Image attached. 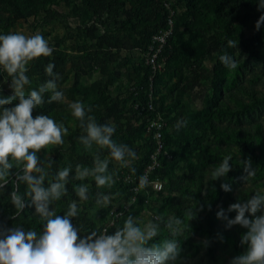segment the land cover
Returning a JSON list of instances; mask_svg holds the SVG:
<instances>
[{
    "label": "rangeland",
    "instance_id": "374dc122",
    "mask_svg": "<svg viewBox=\"0 0 264 264\" xmlns=\"http://www.w3.org/2000/svg\"><path fill=\"white\" fill-rule=\"evenodd\" d=\"M242 3L246 7H252L250 12L253 18L245 29L246 39L252 48H246L240 43L238 48H233L237 67L228 70L221 88L215 82L214 75L223 49L224 34L219 30L198 32L190 28L187 24L190 19L187 0H155L153 4L154 10L173 13L175 18L174 34L169 41V53H165L167 58L165 61L160 60L156 73L150 76V79H155L150 85L154 104L170 121L169 142L175 152L172 166L149 179L161 181L162 189L149 187L146 190L135 191V194L132 192L134 191L132 185H138L134 184L136 183L134 177L137 172L143 170L152 151V135L146 126L147 122L134 109L136 103L144 102L145 93L136 96L137 98L128 93L130 85L142 87L148 77V65L142 48L122 49L116 60L109 63L106 68L103 62L87 58L75 62L76 64L69 61L64 73L54 70L62 76L58 85L59 90L65 93V100L55 102L54 105L44 104L33 111V117L40 114L49 115L58 123H64L69 129V134L64 137V145L41 150L37 154L39 159L43 162L50 155L54 161L53 170L68 164L73 168L78 163L92 166V154L78 142L83 130L68 108L71 102L77 100L86 106H92L91 115L99 119L98 123L114 124L116 126L114 139L129 145L139 157L133 164L136 169L135 175L128 169H118L114 162L110 164V169H117L119 175L117 183L110 190L112 193H120L113 200V206L97 209L94 213L93 209L96 208L94 198L81 204L83 214L78 218H72L73 225L77 228L82 226L84 230L79 233L81 238L107 225L109 220H117L120 213H124L125 217L127 215L147 217L155 214L166 216L173 213L184 216V210L194 207L198 202L197 207L203 205V210L190 221L191 230L180 237L183 264H230L232 257L236 256L230 243L220 242L211 236L207 224L208 213L213 217L215 230L229 231L233 234L235 244L240 246L243 252L246 250L247 246H242L240 241L247 229L239 225L227 228L226 222L216 216L220 208L227 210L229 205L249 198L256 190L264 191V174L261 178L252 177L244 186L242 177L246 173L239 162L249 158L247 147L264 159V147L258 143L256 137L258 127H261L264 134V25L258 31L255 29V23L264 14V10L258 11L257 0H244ZM237 7L236 0H226L225 15L231 18ZM87 9L86 0H50L47 3L36 0L34 6L14 11L8 0H0V34L19 32L32 36L39 33L54 50L64 51L69 55L77 53L86 55L92 41L87 37L85 28L91 26L93 21L114 22V15L107 9L101 11ZM124 19L120 17L117 20ZM98 26L101 27L99 31L101 33L104 26L102 23ZM94 62L96 66L93 67ZM28 67L27 75L32 81L29 87L38 88L45 82L41 71L38 69L32 72L34 61L30 62ZM76 70L81 73L85 71L77 86L74 85ZM8 80L7 74L0 70V87L9 88ZM0 93L4 96L12 95L5 90ZM92 98L95 102L90 103ZM248 105L251 107L247 109ZM182 119L186 120L187 124L177 130L174 125ZM218 132L231 134L233 138L226 135L218 136ZM238 134L245 137L247 143L239 141ZM227 155L233 157L230 161L232 170L227 178L210 182L211 170ZM252 167L256 173L258 166L252 162ZM17 171L16 168L11 170V180H15ZM84 183L92 186V193L96 192L91 178ZM221 183H229L232 190L224 192L220 187ZM213 186L214 193L211 191ZM25 187L21 185V192ZM67 187L69 196L57 206L58 215L61 216L64 215L67 202L78 199L75 197L72 184ZM11 191L12 183H9L3 193H0V199L9 197ZM28 203L30 204V201ZM235 215V212L229 213V218H234ZM122 221L123 217H120L117 223ZM9 223L10 228L22 225L25 229L32 228L38 232L43 228L42 222L35 214L34 205L26 206L20 215H16ZM115 230V227L109 229V234H113ZM163 235L166 236L167 232L164 231ZM205 239L211 242L207 248L201 243ZM209 249L213 250L215 260L209 257ZM177 264L181 262L178 261Z\"/></svg>",
    "mask_w": 264,
    "mask_h": 264
},
{
    "label": "clouds",
    "instance_id": "9594fccd",
    "mask_svg": "<svg viewBox=\"0 0 264 264\" xmlns=\"http://www.w3.org/2000/svg\"><path fill=\"white\" fill-rule=\"evenodd\" d=\"M257 9L264 10V0H257ZM262 25L264 14L256 21L255 29L260 30ZM238 43L236 40L227 41L230 48H238ZM53 51L39 33L32 36L19 32L0 34V70L9 77L8 86L12 91L9 96L0 93V193L12 183L9 199L16 215L19 216L26 206L34 205L35 214L43 226L38 232L32 228L25 229L22 225L12 228L0 225V264H177L178 261L183 264L180 237L191 230L190 221L203 210V205L197 207L198 202L194 207L186 208L184 216L173 213L125 217L124 213H120L117 220L123 217L122 223L109 220L106 226L91 231L89 235L83 238L79 235L84 230L82 226L75 227L72 218L80 216L81 204L94 198L95 213L97 209L113 206V200L120 194L110 191L119 178L118 170L110 169V164L114 162L118 169H128L135 175L133 164L139 157L129 145L114 139V124L98 123L91 115L92 106L77 100L71 102L68 108L83 130L78 142L92 154V166L78 163L73 168L68 164L53 170L54 161L50 155L43 162L39 159L37 154L41 150L64 145V137L69 134L64 123H58L49 115L33 117V111L45 103L65 100V93L59 90L58 85L62 76L54 71V63H48L45 68L48 80L38 88L29 87L32 83L27 75L30 62L50 57ZM219 60L229 70L237 67L234 56L226 51L219 56ZM186 124L187 121L182 119L174 127L179 130ZM232 159L231 155L225 156L211 170L210 182L227 178L232 170ZM239 162L246 173L242 177L245 186L255 176V169L250 158ZM13 168L18 170L14 181L11 180ZM89 178L94 181L95 193H92L90 184L84 183ZM70 183L78 199L68 201L61 216L57 206L69 196L67 185ZM21 185L26 186L23 192ZM149 187L159 189L161 185L150 181L145 173L138 177V186L134 191ZM220 187L224 192L232 190L229 183H221ZM207 191L208 188L205 195ZM211 191L215 192L214 186ZM208 207L211 210V206ZM232 212L236 215L229 218ZM216 216L226 222L227 228L239 225L247 229L240 241L242 246H247L246 250L232 257L230 264H264V191L256 190L249 198L229 205L227 210L220 208ZM113 227L115 232L109 234V229ZM217 235L223 242V236ZM201 243L207 248L211 242L205 239Z\"/></svg>",
    "mask_w": 264,
    "mask_h": 264
},
{
    "label": "trees",
    "instance_id": "16d2710c",
    "mask_svg": "<svg viewBox=\"0 0 264 264\" xmlns=\"http://www.w3.org/2000/svg\"><path fill=\"white\" fill-rule=\"evenodd\" d=\"M36 0H8L12 10L19 11L23 7H31L35 5ZM44 3L49 2L50 0H43ZM87 7L89 9H97V11H101L107 9L111 14L114 15V22L113 23H105L98 21H93L94 23L91 26L85 28V33L87 37L90 38L92 41L89 45L90 50L87 51L86 55L77 53L75 55H69L68 53L60 50H54L50 57H41L38 60H34V70L40 69L41 76L44 80H48L49 77L45 73V68L48 63H54L56 71L65 72V67L69 61H72L73 64L79 60H85L89 58L90 60L100 61L103 62L104 68L108 66L109 63L115 61L117 58L118 53L122 49H134V48H142L145 52L149 47L152 35L160 28L164 27L167 22V18L169 13H165L162 10H154L153 4L155 0H86ZM238 7L236 9V13L230 18L224 13V6L226 0H187L188 6V15L190 17L188 21V26L198 32L201 31H216L219 30L224 34L225 40L222 44V50L220 55H222L225 51L228 52L230 55L234 56L235 53L233 48L228 47L227 41L228 40H236L239 41L246 48H252L250 42L246 39L245 36V29L252 21L253 15L250 12L252 7H246L244 5V0H236ZM137 14H136V13ZM120 17H124V21L117 20ZM1 18V15H0ZM120 23H118V22ZM100 22V23H99ZM104 26L101 33V27L98 25ZM130 24V25H129ZM118 25H120L118 27ZM169 46L167 47V53H169ZM165 52V53H166ZM171 52V51H170ZM171 54V53H170ZM92 66H96V63H92ZM228 68H226L219 60L217 61L215 67V75L214 80L217 82L218 86L221 88L223 85L227 75H228ZM82 74H85V71L81 73L79 70H76L75 74V83L74 85L77 86L80 83V78ZM152 74L151 68L148 67V77L147 80L143 83L144 85L140 87L139 85L132 84L128 88V93L132 96H139L141 93L143 94V103L147 101L148 92L150 90V85L152 81L155 79H150ZM151 80V81H150ZM131 86H135L136 90H131ZM137 98V97H136ZM95 102V99H90V103ZM55 102L45 105H54ZM135 106V105H134ZM251 106L248 105L246 108H250ZM136 109V108H134ZM156 111L162 112L163 111L155 105ZM139 116L143 117L145 122L149 118L155 116V110H139L136 109ZM97 114V113H96ZM165 114V113H164ZM166 115V114H165ZM167 117V116H166ZM98 118V117H97ZM99 120V119H97ZM169 120V119H168ZM101 123V122H99ZM218 131V130H217ZM170 121L169 127L165 131V140H166V148L172 153L173 158L170 161H163L161 167L156 168L150 173V178L154 176V174L164 172L167 168L172 166V163L175 158V152L173 151L170 145ZM219 133V132H218ZM220 135H226L228 138H233L231 134L228 133H219ZM239 141L247 143V139L242 137L238 134ZM256 137L258 143L264 147V134L261 127L256 129ZM155 150V144L152 138V151L150 154ZM248 150V157L251 161L258 166V171L255 173L256 178H261L264 174V159L260 157V155L256 154L254 151L249 149ZM150 154L145 163L143 170L137 172L136 176L134 177L136 183L138 184V177L140 175L145 174V170L150 163ZM138 185H132V190L135 189ZM134 194L136 193L135 191ZM83 214V213H81ZM91 214V213H90ZM158 215V214H156ZM16 216V209L11 204L9 197L1 198L0 199V225H4L10 228V221ZM83 219V218H82ZM207 224L208 230L212 237L216 240L218 239L217 234H221L223 236V242L230 243L236 253L239 255L243 253L240 246L236 245L234 242L233 234L227 230H215L213 228V217L210 213L207 215ZM111 229V228H110ZM221 242V241H220ZM209 257L212 260H215V255L212 249L208 250Z\"/></svg>",
    "mask_w": 264,
    "mask_h": 264
},
{
    "label": "built area",
    "instance_id": "2783aa9c",
    "mask_svg": "<svg viewBox=\"0 0 264 264\" xmlns=\"http://www.w3.org/2000/svg\"><path fill=\"white\" fill-rule=\"evenodd\" d=\"M175 28V18L173 13H169L166 25L160 28L158 31L153 33L152 40L144 52L145 62L149 68H151L152 73H156L158 64L160 60L165 61V52L169 46V41L172 35L174 34ZM152 80V79H151ZM8 91L9 94H12L9 88L0 87V91ZM131 90H136L135 86H131ZM153 90L151 89L148 92L147 101L144 104L136 103L135 108L139 110H155L154 98L152 97ZM146 126L150 130L154 144L155 150L150 154V163L148 164L145 173L148 174L150 179V173L162 166L163 161H170L173 158L172 153L166 148L165 140V131L169 127V120L166 115L162 112L156 111L154 117L147 120ZM161 185L159 189L163 188V183L159 180L153 181ZM156 215V214H155ZM106 226V225H105Z\"/></svg>",
    "mask_w": 264,
    "mask_h": 264
}]
</instances>
